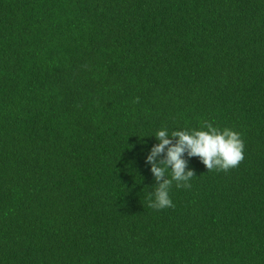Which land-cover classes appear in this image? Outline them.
Listing matches in <instances>:
<instances>
[{
  "label": "trees",
  "instance_id": "16d2710c",
  "mask_svg": "<svg viewBox=\"0 0 264 264\" xmlns=\"http://www.w3.org/2000/svg\"><path fill=\"white\" fill-rule=\"evenodd\" d=\"M206 123L244 159L150 207ZM0 264H264V0H0Z\"/></svg>",
  "mask_w": 264,
  "mask_h": 264
},
{
  "label": "clouds",
  "instance_id": "9594fccd",
  "mask_svg": "<svg viewBox=\"0 0 264 264\" xmlns=\"http://www.w3.org/2000/svg\"><path fill=\"white\" fill-rule=\"evenodd\" d=\"M154 137L158 142L151 147L145 163L151 165L150 171L157 182L149 200V206L157 210L173 206L169 195L173 182L177 188L191 186L190 181L195 174L192 170L186 171L185 153L189 157L198 156L208 171H227L244 159L245 146L241 134L229 128L214 127L211 123H206L203 130L170 131L162 127ZM165 153V158L158 160Z\"/></svg>",
  "mask_w": 264,
  "mask_h": 264
}]
</instances>
